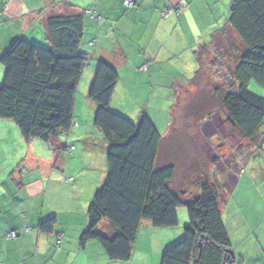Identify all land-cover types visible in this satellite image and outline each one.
I'll return each mask as SVG.
<instances>
[{"label":"trees","instance_id":"16d2710c","mask_svg":"<svg viewBox=\"0 0 264 264\" xmlns=\"http://www.w3.org/2000/svg\"><path fill=\"white\" fill-rule=\"evenodd\" d=\"M83 29L82 13H52L44 19L46 46L18 37L1 55L0 118L14 120L24 139L50 143L73 125L74 98L88 60L80 48ZM224 50L236 58L226 83L216 86L213 94L231 126L253 141L264 124V98L248 90L252 79L264 86V0H231L227 25L197 48L199 68L192 82L200 77L211 51L218 73H224ZM118 78L115 66L100 60L88 92L96 104L93 122L107 143V172L88 206L80 247L96 240L110 260L129 261L142 222L174 227L177 208L185 205L183 237L163 250L160 264H231L234 257L220 205L222 191L225 200L233 184L228 187L217 177L209 180L201 172L192 174L191 181L188 172L184 177L192 194L178 193V167L160 158L166 139L152 121L140 114L134 123L111 110ZM53 224L51 217L38 227L50 232Z\"/></svg>","mask_w":264,"mask_h":264},{"label":"crops","instance_id":"0c3cea01","mask_svg":"<svg viewBox=\"0 0 264 264\" xmlns=\"http://www.w3.org/2000/svg\"><path fill=\"white\" fill-rule=\"evenodd\" d=\"M133 1L126 7L123 0H0V58L18 37L47 43L45 17L69 11L83 14L80 48L88 54L74 98V122L66 134L50 143L26 140L14 120L0 118V264H160L163 250L182 239L181 231L143 221L145 228L137 233L129 261L110 260L96 240L79 245L88 225V206L107 172V143L93 122L96 104L88 97L99 61L118 71L110 100V108L116 110L122 77L127 79L123 87L128 93L138 89L140 84L133 78L144 72L151 77H179L156 63L179 61L183 52L197 60L198 46L227 25L231 3ZM219 15L227 17L223 25L217 21ZM3 75L0 62V83ZM175 85L182 86L178 80ZM175 88L178 93L180 87ZM51 217L53 229L41 231L39 223ZM9 232L15 236L8 237ZM232 253L231 264L237 258L243 261V255ZM256 260L264 264V254Z\"/></svg>","mask_w":264,"mask_h":264},{"label":"rangeland","instance_id":"374dc122","mask_svg":"<svg viewBox=\"0 0 264 264\" xmlns=\"http://www.w3.org/2000/svg\"><path fill=\"white\" fill-rule=\"evenodd\" d=\"M226 18V15H222L217 21L223 25ZM224 55L227 56V66L220 75L212 51L207 53L202 72L195 83L192 77L199 63L194 55L186 52L181 53L179 61L174 63H156L171 73H178L179 77H151L150 72H144L140 78H133V82L140 85L129 93L123 87V81L127 79L122 77L121 89L116 94L119 107L111 110L134 123L140 114H145L152 121L166 139L160 158L166 164L171 162L178 167L174 182L178 193L192 194L193 187L184 177L188 172H191V181L201 172L209 180L217 177L228 187L234 182L233 189L225 198L227 203L223 199L226 190L222 191L220 208L231 236L232 250L243 255V261L237 258L235 264H260L262 260L256 259L264 254V124L259 135L249 141L227 121L213 94L216 86L226 83L224 77L231 74L229 68L235 62L233 53L224 50ZM174 80H178L182 86H173ZM175 87H180L178 93L173 90ZM248 90L264 98V86L253 79L248 84ZM182 188L186 191H182ZM177 216V225L166 228L181 231L183 235L188 221L185 205L177 208ZM144 228L142 223L139 229Z\"/></svg>","mask_w":264,"mask_h":264},{"label":"built area","instance_id":"2783aa9c","mask_svg":"<svg viewBox=\"0 0 264 264\" xmlns=\"http://www.w3.org/2000/svg\"><path fill=\"white\" fill-rule=\"evenodd\" d=\"M123 4L126 6V7H130L134 4V1L133 0H123ZM143 69H147V65H143L142 66ZM8 237H14L15 236V233L14 232H9L7 234Z\"/></svg>","mask_w":264,"mask_h":264},{"label":"water","instance_id":"95a60500","mask_svg":"<svg viewBox=\"0 0 264 264\" xmlns=\"http://www.w3.org/2000/svg\"><path fill=\"white\" fill-rule=\"evenodd\" d=\"M233 254V253H232ZM234 257V256H233Z\"/></svg>","mask_w":264,"mask_h":264}]
</instances>
